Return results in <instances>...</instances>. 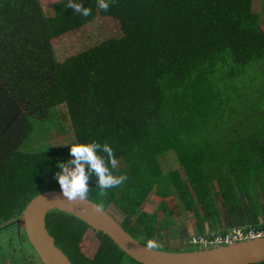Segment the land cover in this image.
<instances>
[{
    "label": "trees",
    "instance_id": "obj_1",
    "mask_svg": "<svg viewBox=\"0 0 264 264\" xmlns=\"http://www.w3.org/2000/svg\"><path fill=\"white\" fill-rule=\"evenodd\" d=\"M76 2L91 15L66 8L69 0H56L46 11L40 0H0V234L11 227L17 232L15 221L35 196L61 190L54 174L61 172L59 163L75 167L72 144L93 141L101 144L97 155L110 171L128 179L101 196L86 166L88 199L103 210L114 205L123 213L121 227L142 244L189 239L185 228L175 229L179 218L190 221L192 237L209 240L235 228L264 230V125L233 142L199 145L190 140L195 113L186 99L216 67L246 83L247 68L264 61V27L253 0H114L107 12L97 0ZM96 19L104 39L58 62L54 46ZM263 83L253 74L245 90L258 97ZM60 108L74 142L22 150L32 131L29 118L46 121ZM105 142L116 169L102 149ZM168 151L182 173L162 171L158 157ZM150 197L156 213L143 210ZM45 223L72 264H139L67 213L52 210ZM17 234L27 240L22 229ZM23 242L18 250L8 245V264L38 259Z\"/></svg>",
    "mask_w": 264,
    "mask_h": 264
},
{
    "label": "rangeland",
    "instance_id": "obj_2",
    "mask_svg": "<svg viewBox=\"0 0 264 264\" xmlns=\"http://www.w3.org/2000/svg\"><path fill=\"white\" fill-rule=\"evenodd\" d=\"M54 1L56 0H40L43 10L46 11V8ZM253 2L255 3L254 10L257 11L260 17L259 23L264 27V5L262 6L264 2L263 0H253ZM103 39L102 27L99 20L96 19L86 25L85 32L77 36L63 37L59 44L53 48L55 58L58 62H63L67 58L74 56ZM254 63L247 68L246 83L245 79L241 83L239 79L229 78L226 69L216 67L212 72L207 74L208 78H203V81L198 84L196 90L190 89L186 92L187 103H189L190 107L189 110H193L195 113L188 125L190 127L188 131L191 141L199 145L205 142L211 145H221V142H225L226 140L233 142V139L237 140L240 136L248 137L251 132V127L254 128L257 125H264V114H262L264 113V88H258V97H251V94L245 90L249 76L251 77V75L255 74L259 81L264 80V61H257V64ZM259 105L262 107L259 108ZM254 107L256 109L251 114ZM186 115H189V113H186ZM250 115H252L250 118L251 123H247V118ZM29 121L32 125V131L26 143L22 146V150L29 148L35 150L50 148L57 150L69 146L74 142L67 115L62 108L56 110L55 115L52 112L46 121H40L35 118H29ZM158 161L164 173L174 169L182 173L172 151H168L165 155L159 156ZM262 199H260L259 203L264 205V197ZM106 210L118 222L123 220V213L114 205H110ZM143 210L150 213L157 212L156 203L151 197L150 201L143 205ZM162 218L163 215L160 213L158 221L161 222L160 220ZM174 222L176 223L175 229L177 232H179V227L182 226L186 229L189 239L187 237L178 241L173 238L165 240L162 238L160 247L157 249L169 252H181L188 249L189 245L192 248H196V250L200 249L192 244L191 239L195 234L193 233L190 221L179 218L174 219ZM160 228V231H165L167 227L160 226ZM170 231L171 229L168 226V233ZM19 235L13 227L0 234V253L5 255L3 256L4 264H8L11 257L8 245L12 243L14 248L16 247V250H18L17 246H19L20 242H23L22 236ZM26 241L23 242V248H27V251H29L28 249L31 248L28 247L29 245H27L28 242L26 243ZM31 263L41 264L39 259L36 258Z\"/></svg>",
    "mask_w": 264,
    "mask_h": 264
},
{
    "label": "water",
    "instance_id": "obj_3",
    "mask_svg": "<svg viewBox=\"0 0 264 264\" xmlns=\"http://www.w3.org/2000/svg\"><path fill=\"white\" fill-rule=\"evenodd\" d=\"M58 210L84 222L95 231L103 233L128 257L139 264H259L264 262V237L214 246L192 251L169 252L146 250L144 244L134 239L99 205L88 199L85 202H67L61 190H48L25 206L15 221L17 232L24 231L28 244L41 264H72L54 244L45 223L46 215Z\"/></svg>",
    "mask_w": 264,
    "mask_h": 264
},
{
    "label": "clouds",
    "instance_id": "obj_4",
    "mask_svg": "<svg viewBox=\"0 0 264 264\" xmlns=\"http://www.w3.org/2000/svg\"><path fill=\"white\" fill-rule=\"evenodd\" d=\"M114 0H97V6L102 11L107 12L110 3ZM66 8H70L76 13L87 17L91 15V9L83 7L82 3L76 0H69ZM101 148L99 142L91 143H73L70 148V154L73 157L71 164L75 165L74 169H69L67 164L59 163L60 173L54 174L60 185L62 196L67 199V202L73 203L77 200L85 202L89 196V175L86 173V166L91 172H94L98 178L96 188L99 189V195L106 196L107 190L122 185L127 179V174L115 175L105 165L104 159L97 155V149ZM102 149L108 154L111 169L117 168V159L113 148L107 143H103ZM146 250H155L160 247V243L156 239H148L144 245Z\"/></svg>",
    "mask_w": 264,
    "mask_h": 264
},
{
    "label": "built area",
    "instance_id": "obj_5",
    "mask_svg": "<svg viewBox=\"0 0 264 264\" xmlns=\"http://www.w3.org/2000/svg\"><path fill=\"white\" fill-rule=\"evenodd\" d=\"M260 237H264V230L255 231L253 229H250L248 231H244L241 228H235L228 232L226 235L217 236L212 240L202 237H192L191 241L194 246H198L201 248H211L214 246H225L228 244L252 240Z\"/></svg>",
    "mask_w": 264,
    "mask_h": 264
},
{
    "label": "flooded vegetation",
    "instance_id": "obj_6",
    "mask_svg": "<svg viewBox=\"0 0 264 264\" xmlns=\"http://www.w3.org/2000/svg\"><path fill=\"white\" fill-rule=\"evenodd\" d=\"M31 253V252H30ZM32 255H33V253H32Z\"/></svg>",
    "mask_w": 264,
    "mask_h": 264
}]
</instances>
